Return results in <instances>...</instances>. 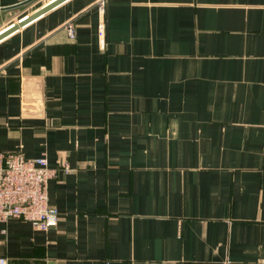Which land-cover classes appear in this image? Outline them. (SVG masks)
I'll use <instances>...</instances> for the list:
<instances>
[{
	"label": "crops",
	"instance_id": "1",
	"mask_svg": "<svg viewBox=\"0 0 264 264\" xmlns=\"http://www.w3.org/2000/svg\"><path fill=\"white\" fill-rule=\"evenodd\" d=\"M95 1L0 40V152L46 158L60 214L0 223V254L264 264V0H104L102 37Z\"/></svg>",
	"mask_w": 264,
	"mask_h": 264
},
{
	"label": "built area",
	"instance_id": "2",
	"mask_svg": "<svg viewBox=\"0 0 264 264\" xmlns=\"http://www.w3.org/2000/svg\"><path fill=\"white\" fill-rule=\"evenodd\" d=\"M95 3L99 10L98 35L102 37L104 0H96ZM66 31L70 39L75 38L71 23L66 25ZM63 168L67 170L66 165ZM55 174L56 169L48 166L44 156L27 159L18 152H0V223L19 219L40 232L55 227L60 214L48 203L47 196L48 182ZM0 264H7L1 254Z\"/></svg>",
	"mask_w": 264,
	"mask_h": 264
},
{
	"label": "water",
	"instance_id": "3",
	"mask_svg": "<svg viewBox=\"0 0 264 264\" xmlns=\"http://www.w3.org/2000/svg\"><path fill=\"white\" fill-rule=\"evenodd\" d=\"M34 0H26L20 4H17L15 6H12L10 8H4V9H15L17 7L26 5ZM67 0H51L42 6L38 7L34 11L30 12L29 14L25 15L21 19L18 20L16 23H12L3 30L0 31V40L7 37L11 33L17 31L18 29L28 25L29 23L33 22L43 14L49 12L50 10L54 9L55 7L59 6L60 4L64 3Z\"/></svg>",
	"mask_w": 264,
	"mask_h": 264
},
{
	"label": "rangeland",
	"instance_id": "4",
	"mask_svg": "<svg viewBox=\"0 0 264 264\" xmlns=\"http://www.w3.org/2000/svg\"><path fill=\"white\" fill-rule=\"evenodd\" d=\"M51 0H34L32 1V3L30 2L29 4L25 5L24 7H22L21 10H19V12H15L14 16H23V15H27L28 13H30L31 11L35 10L36 8L42 6L43 4L49 2ZM13 14V13H12ZM12 16V17H14ZM13 18H11V15L9 17H4L2 18L0 21V23H8L9 21H11ZM21 19V18H20ZM14 21V20H13ZM16 21V20H15ZM12 22V21H11ZM13 23V22H12ZM16 23V22H14Z\"/></svg>",
	"mask_w": 264,
	"mask_h": 264
}]
</instances>
